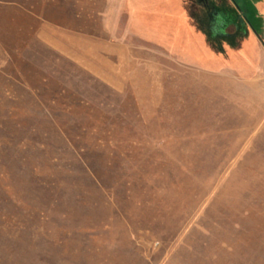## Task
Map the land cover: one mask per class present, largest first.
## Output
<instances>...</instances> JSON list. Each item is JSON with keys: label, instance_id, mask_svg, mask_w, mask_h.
Returning a JSON list of instances; mask_svg holds the SVG:
<instances>
[{"label": "rangeland", "instance_id": "1", "mask_svg": "<svg viewBox=\"0 0 264 264\" xmlns=\"http://www.w3.org/2000/svg\"><path fill=\"white\" fill-rule=\"evenodd\" d=\"M153 1L0 0V264H264V0Z\"/></svg>", "mask_w": 264, "mask_h": 264}, {"label": "crops", "instance_id": "2", "mask_svg": "<svg viewBox=\"0 0 264 264\" xmlns=\"http://www.w3.org/2000/svg\"><path fill=\"white\" fill-rule=\"evenodd\" d=\"M222 1L224 0H221V3ZM126 6H128V4ZM133 6L136 7L135 5ZM186 9L187 8L184 7V0L153 1V6L151 9L153 26L156 32H159V37L166 39L169 47L178 48L180 45H182L180 43H183V47L189 51H194V49L206 51L208 50V48L215 47V45H213V43H211L210 41L209 44L206 43V38L208 37V34L205 33L206 30L202 29V27L199 26V21L197 22V24H195V26L194 24H192L190 18L187 17ZM136 10L139 9L137 8ZM223 20L228 24H234L238 19H225V17H223ZM219 22L220 21H214V23H216V28L217 26H219ZM214 23L212 22V27L215 26ZM215 33L217 32L215 31ZM222 33L224 35L221 36L222 38H224L225 32H223V30ZM214 37L216 36L213 35V38ZM227 37H234V34H229V36Z\"/></svg>", "mask_w": 264, "mask_h": 264}, {"label": "trees", "instance_id": "3", "mask_svg": "<svg viewBox=\"0 0 264 264\" xmlns=\"http://www.w3.org/2000/svg\"><path fill=\"white\" fill-rule=\"evenodd\" d=\"M236 2V0H234ZM238 6V5H237ZM238 8L240 9V11H243V9L241 7L238 6Z\"/></svg>", "mask_w": 264, "mask_h": 264}]
</instances>
